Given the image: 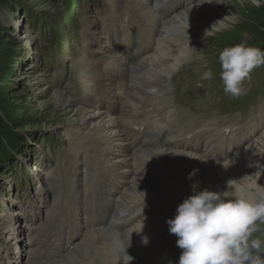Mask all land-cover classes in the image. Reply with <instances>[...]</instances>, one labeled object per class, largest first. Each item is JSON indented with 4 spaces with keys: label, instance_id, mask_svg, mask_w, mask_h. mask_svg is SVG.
<instances>
[{
    "label": "bare ground",
    "instance_id": "6f19581e",
    "mask_svg": "<svg viewBox=\"0 0 264 264\" xmlns=\"http://www.w3.org/2000/svg\"><path fill=\"white\" fill-rule=\"evenodd\" d=\"M231 13L229 0H106L98 14L83 16L85 49L78 64L85 92L78 96L56 90L54 95L72 113L66 119L67 149L77 157L87 152L93 157L92 183L80 166L73 173L83 179V187L86 181L95 186L103 214L93 224L79 205L77 220L72 212L68 220L76 228L73 246L57 260L37 259L40 255L35 250L45 246L41 241L49 249L47 256L70 241L64 237V243H57L51 230L61 205L60 177L54 182L55 205L50 204L43 219L27 223L28 238L23 247L19 242L15 245L14 260L3 248L1 264H6L5 256L7 264H123L121 243L132 257L130 264H169L170 241L163 244L160 239L168 232L169 214L192 194L193 184L198 191L221 194L229 190V180L239 181L253 194L256 185L264 186V103L256 115L239 116L234 122L223 116L220 102L210 104L204 117L187 121L177 110L186 92L179 88L181 80L175 72L188 59L203 62L199 48L207 49L201 40L205 30ZM229 22L224 20L223 25ZM171 27L190 29L171 33ZM259 69L264 70V65ZM259 75L260 80L255 70L250 73L245 80L251 83L245 84L247 91L249 86L263 88ZM170 84L175 85L171 92ZM218 90L226 94L223 84ZM218 90L209 88L213 94H219ZM237 130L245 133L244 145ZM231 135L238 142L221 145L220 150L227 151L218 154L216 141ZM221 162L232 163L225 168ZM55 177L54 173L47 179ZM142 221V232H133ZM145 236L147 245L142 241Z\"/></svg>",
    "mask_w": 264,
    "mask_h": 264
},
{
    "label": "rangeland",
    "instance_id": "374dc122",
    "mask_svg": "<svg viewBox=\"0 0 264 264\" xmlns=\"http://www.w3.org/2000/svg\"><path fill=\"white\" fill-rule=\"evenodd\" d=\"M71 1L68 4L67 0H0V252L6 248L13 260L18 251L15 245L19 242L21 248L26 243L25 231L30 219H43L50 204L55 205L56 179H63L58 218L52 226L58 233L69 225L72 211L76 218L79 205L90 215L102 208L95 186L87 187L85 183L83 187V179L73 173L80 166L88 172L92 183L95 163L88 152L77 157L78 154L67 149L66 119L72 113L56 102L54 94L56 90L84 94L80 78L83 71L78 64L79 54L85 47L83 16L98 14L106 0ZM229 2L239 21L229 22L228 30L204 36L201 40L207 49L199 48L203 62L188 59L175 72V77L181 80L179 88L186 92L184 102L177 107L184 121L189 117H204L210 104L220 102L223 116L234 122L238 116L246 119L256 115L259 105L264 103V87L249 86L248 92L239 98L218 90L223 84L219 78L220 50L239 43L245 32L251 37L248 41L251 46L264 50V3L257 8L250 1ZM89 17L93 19V15ZM97 20L100 22L101 18ZM171 29V33H180L190 28ZM164 32L161 30L163 36ZM165 52L161 50L162 54ZM209 70L213 76L206 83L201 77ZM254 70L259 80L260 73L264 80V70L259 67ZM174 87L170 84L168 90L171 92ZM209 88L218 90L219 94H213ZM120 107L118 103L117 111ZM54 173V180L47 179ZM175 211H171L169 218H173ZM74 230L70 226L65 238ZM168 240L170 263L178 264L182 250L176 244L177 237L168 231L160 242L165 244ZM45 250L36 251L40 255L37 259L50 262L52 258L47 257ZM7 260L5 256L4 263Z\"/></svg>",
    "mask_w": 264,
    "mask_h": 264
},
{
    "label": "clouds",
    "instance_id": "9594fccd",
    "mask_svg": "<svg viewBox=\"0 0 264 264\" xmlns=\"http://www.w3.org/2000/svg\"><path fill=\"white\" fill-rule=\"evenodd\" d=\"M250 3L259 8L264 0H250ZM224 20L235 24L239 17L235 13L225 16L206 29L204 36L228 30ZM250 39L245 32L239 43L218 53L219 78L224 92L233 98L245 94L244 81L255 68L264 65V50L251 46ZM212 76L209 70L201 78L209 80ZM221 163L227 168L232 162ZM227 188L221 194L207 189L198 191L193 184L192 194L177 206L174 217L166 220L169 233L177 237L176 244L182 250L178 264H264V186L256 185L253 194L239 181L229 180ZM143 221L133 232H142ZM142 241L147 245L148 237H142ZM119 246L123 264H130L132 257L126 253V247L122 243Z\"/></svg>",
    "mask_w": 264,
    "mask_h": 264
},
{
    "label": "trees",
    "instance_id": "16d2710c",
    "mask_svg": "<svg viewBox=\"0 0 264 264\" xmlns=\"http://www.w3.org/2000/svg\"><path fill=\"white\" fill-rule=\"evenodd\" d=\"M68 1V4H71L72 3V1L71 2H69V0H67ZM0 123H1V120H0Z\"/></svg>",
    "mask_w": 264,
    "mask_h": 264
}]
</instances>
